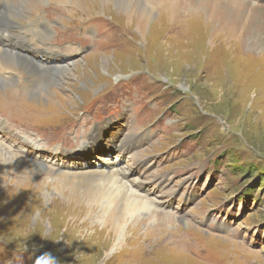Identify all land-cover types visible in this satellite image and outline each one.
Instances as JSON below:
<instances>
[{
	"label": "rangeland",
	"instance_id": "374dc122",
	"mask_svg": "<svg viewBox=\"0 0 264 264\" xmlns=\"http://www.w3.org/2000/svg\"><path fill=\"white\" fill-rule=\"evenodd\" d=\"M151 3L144 34L113 7L40 8L45 17L49 7L53 50L89 40L45 94L21 99L14 83L0 93L3 152L18 156L20 138L39 143L47 149H29L33 162L54 170L43 175L50 203L34 197L40 176L19 187L0 177V264H264V39L251 50L245 35L212 31L197 12L183 8L171 24L165 3ZM11 8L10 21L31 11ZM94 166L123 171L164 215L120 216V234L102 212L68 205V177L80 175L60 172Z\"/></svg>",
	"mask_w": 264,
	"mask_h": 264
},
{
	"label": "bare ground",
	"instance_id": "6f19581e",
	"mask_svg": "<svg viewBox=\"0 0 264 264\" xmlns=\"http://www.w3.org/2000/svg\"><path fill=\"white\" fill-rule=\"evenodd\" d=\"M0 1V93L14 83L21 99L39 95L38 92L45 94L49 89V84L54 85L58 76L60 77L64 73L68 75L71 71L64 63L67 61L68 56H70L69 54L76 53L78 45L87 39L85 37L69 38L70 47H66L61 51L53 50L47 41L50 39L49 36L53 31L48 17H46L49 14V7L46 10L48 13H46L45 17L38 14L40 8L46 4L57 2L59 4L70 5L62 8L61 12L68 9L75 11L77 8L78 10L88 12L87 7L91 8L94 4L101 6L103 10L107 7H113L118 15L122 14L128 20H133L140 34H144L148 25L154 24L153 21L157 14V7H153L155 4H152L151 0H6L7 8H4L6 6L5 0ZM160 1L165 3L164 7L166 8V12L161 17H165L166 15L167 22L171 24L175 23L177 18L180 17L181 12H183L181 10L187 8L189 12L201 14L206 26H211L212 31L224 30L231 31L237 35L243 34L247 37L246 47L251 50H258L259 46L262 45L264 39V4L262 3L255 4L251 0ZM11 6L31 11H22V17L19 21H10L6 18L5 14L9 15V17L17 16V13L14 12ZM190 8L191 10H189ZM96 15L94 14V16ZM91 19H86L82 22ZM194 21H196V18ZM70 28L72 30L68 34L75 31L79 32L78 28L80 27L76 25ZM72 36L75 37L76 35L73 34ZM36 41L40 43V48L38 49L33 48ZM213 43H215V40H213ZM91 54L89 55L93 56ZM105 65L103 62L102 68L104 70H106ZM114 76L116 75L114 74ZM123 77L122 75H118L115 79L118 80ZM14 98L12 96V99ZM12 123L18 124L19 122L13 121ZM0 130L6 131L2 125H0ZM98 137L97 132L88 144H83L79 152L85 153L92 148L97 142ZM18 141L25 148L24 150L21 148L16 150L18 156L15 154L9 156L4 153L2 147L5 146V143L0 141V148L2 149H0V177L10 179L19 187L20 184H23L19 181L20 177L28 178L29 183L30 178L37 179L40 176L39 178L41 179L38 181L39 186L44 190L41 192H38L39 189L36 192L34 191V197L36 196L40 202L45 200L50 203L54 199L51 198L53 193L50 190H45L50 184L43 175L46 169L53 173L54 170L33 162V158L29 154V149L44 152L47 148L42 147L39 143H32L23 138H20ZM11 153L14 152L12 151ZM71 155V159L81 156L78 152H73ZM60 173L80 175L66 174L74 176L68 177L73 186L71 194L73 199L71 202L68 201V205L81 207L91 216L94 215V210L102 212L103 217L106 218V222L111 223L117 233L122 234L120 231L122 227L120 216L139 220L140 218L147 219L148 215H164L161 211L155 210L148 199L142 197L139 191L136 192L124 180L126 174L123 171L117 170L113 166L108 168L94 166L90 169L83 167L77 169V173L76 171ZM30 188L29 185L28 189ZM58 204L62 205L63 203ZM143 212H147L145 213V217L142 216ZM169 218L173 221L174 216ZM181 221L186 227L190 225L186 219H181ZM69 223L70 225H75L76 221ZM110 242L112 243L113 240L106 241L107 244H110Z\"/></svg>",
	"mask_w": 264,
	"mask_h": 264
},
{
	"label": "trees",
	"instance_id": "16d2710c",
	"mask_svg": "<svg viewBox=\"0 0 264 264\" xmlns=\"http://www.w3.org/2000/svg\"><path fill=\"white\" fill-rule=\"evenodd\" d=\"M248 171L252 172V171H253V169L250 167ZM261 175H262V174H261Z\"/></svg>",
	"mask_w": 264,
	"mask_h": 264
}]
</instances>
